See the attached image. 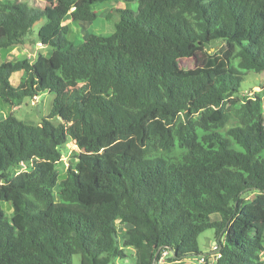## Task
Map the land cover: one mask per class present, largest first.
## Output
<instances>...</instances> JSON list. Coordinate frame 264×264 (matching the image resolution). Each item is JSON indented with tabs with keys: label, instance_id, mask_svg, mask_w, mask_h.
<instances>
[{
	"label": "trees",
	"instance_id": "trees-1",
	"mask_svg": "<svg viewBox=\"0 0 264 264\" xmlns=\"http://www.w3.org/2000/svg\"><path fill=\"white\" fill-rule=\"evenodd\" d=\"M48 1H0V50L43 19L51 49L0 63V106L55 95L39 124L0 108V264L109 263L132 247L135 264H264V89L241 90L264 73V0H119L139 8L117 9L113 32L84 43L69 15L94 22L113 0ZM184 58L195 68H168Z\"/></svg>",
	"mask_w": 264,
	"mask_h": 264
},
{
	"label": "rangeland",
	"instance_id": "rangeland-1",
	"mask_svg": "<svg viewBox=\"0 0 264 264\" xmlns=\"http://www.w3.org/2000/svg\"><path fill=\"white\" fill-rule=\"evenodd\" d=\"M2 1V0H0ZM24 1V0H19ZM31 5L39 8H50L55 5L54 1L48 0H27ZM119 0H113L110 2H104L96 7V11L99 13V17L96 21L91 23L81 22L78 19L76 12H72L68 18V24L70 26V38L71 40L77 43H84L91 38L92 34L98 35H109L114 30V24L119 20V14L117 6ZM123 3V2H122ZM124 8H131L133 11H137L139 8L138 2H133L130 4L124 3ZM109 8V9H108ZM112 8V9H111ZM121 9L123 7H120ZM111 15L112 18H108V15ZM46 23V20L43 19L40 23L36 24L34 27V33L31 36H28L26 44L23 46H17L10 49L0 50V63L8 61H18L23 59H30L31 61H36L40 54L45 56H50L51 49L44 47L38 42V31ZM217 45L207 46L206 50L214 51ZM170 64V63H169ZM177 66L179 68L188 70L193 69L196 66V60L194 58H184L180 59L170 65L168 68ZM264 89V73H254L249 72L242 83V92L245 94L252 93L254 91H261ZM54 94L44 93L39 97L30 99L27 98L24 100L21 106L11 107L8 105H1L0 108L3 113V117L8 116L9 114H15V116L21 120L26 121L29 124H39L45 116H47L53 108L54 103ZM63 161L62 166L64 168L69 167L72 163L76 161L75 153L78 151L77 147L74 145H67L63 149ZM60 164V165H61ZM59 165V166H60ZM27 164H22L14 168L11 172L13 175H17L28 169ZM61 166V167H62ZM65 178V174H61L59 179ZM3 208L6 210L8 217L11 215V206L8 203L3 204ZM219 216H214V219H218ZM129 226L119 224L118 228L121 232H125ZM200 251L203 255H211L214 243L216 242L215 231L207 230L201 234L198 238ZM128 258L125 260H114L107 263L105 260H102L99 264H135L136 248L132 247L126 251ZM166 257V256H164ZM200 258H189L187 259V264H199L201 263ZM165 263V260H162ZM73 264H81V256L76 255L73 258ZM208 264H215V257L212 256L209 259Z\"/></svg>",
	"mask_w": 264,
	"mask_h": 264
},
{
	"label": "built area",
	"instance_id": "built-area-1",
	"mask_svg": "<svg viewBox=\"0 0 264 264\" xmlns=\"http://www.w3.org/2000/svg\"><path fill=\"white\" fill-rule=\"evenodd\" d=\"M217 249V242L214 243V247H213V250H216ZM167 253L164 254V256H166ZM216 258V257H215ZM201 263H204V258L201 259Z\"/></svg>",
	"mask_w": 264,
	"mask_h": 264
},
{
	"label": "crops",
	"instance_id": "crops-1",
	"mask_svg": "<svg viewBox=\"0 0 264 264\" xmlns=\"http://www.w3.org/2000/svg\"><path fill=\"white\" fill-rule=\"evenodd\" d=\"M123 4H124V2L122 3V1H119L118 4H117V5H118L117 7H118V8H120V7H123V8H124L125 5H123ZM108 9H109V8H108ZM111 9H112V8H111Z\"/></svg>",
	"mask_w": 264,
	"mask_h": 264
}]
</instances>
